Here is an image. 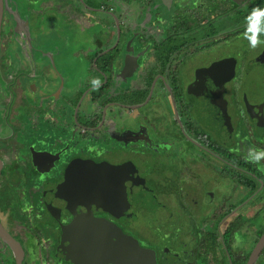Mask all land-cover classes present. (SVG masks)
<instances>
[{
  "label": "flooded vegetation",
  "instance_id": "af4514ba",
  "mask_svg": "<svg viewBox=\"0 0 264 264\" xmlns=\"http://www.w3.org/2000/svg\"><path fill=\"white\" fill-rule=\"evenodd\" d=\"M257 7L0 0V264H264ZM87 214L143 252L69 257Z\"/></svg>",
  "mask_w": 264,
  "mask_h": 264
},
{
  "label": "water",
  "instance_id": "95a60500",
  "mask_svg": "<svg viewBox=\"0 0 264 264\" xmlns=\"http://www.w3.org/2000/svg\"><path fill=\"white\" fill-rule=\"evenodd\" d=\"M95 232L102 233L103 236L97 237L94 235ZM63 242H65V251L69 257L77 255L89 259L91 256L97 255L98 259H111V261L115 262V257L117 256L124 254L138 255L143 252L121 230L112 228L106 221L93 219L90 214L79 216L77 221L69 225Z\"/></svg>",
  "mask_w": 264,
  "mask_h": 264
},
{
  "label": "clouds",
  "instance_id": "9594fccd",
  "mask_svg": "<svg viewBox=\"0 0 264 264\" xmlns=\"http://www.w3.org/2000/svg\"><path fill=\"white\" fill-rule=\"evenodd\" d=\"M247 25L243 37L248 40L249 46L253 49L258 47L264 41H261L260 36L264 34V8H253L249 15L246 17ZM94 85H98V80H93ZM245 159L249 163H255L259 166V171L264 172V149H256L251 147L247 151Z\"/></svg>",
  "mask_w": 264,
  "mask_h": 264
}]
</instances>
